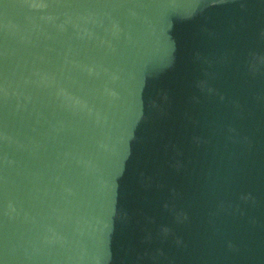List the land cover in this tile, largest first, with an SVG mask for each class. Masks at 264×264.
<instances>
[{
    "label": "water",
    "instance_id": "95a60500",
    "mask_svg": "<svg viewBox=\"0 0 264 264\" xmlns=\"http://www.w3.org/2000/svg\"><path fill=\"white\" fill-rule=\"evenodd\" d=\"M0 264H264V0H0Z\"/></svg>",
    "mask_w": 264,
    "mask_h": 264
}]
</instances>
